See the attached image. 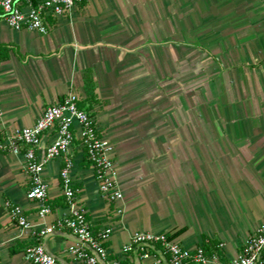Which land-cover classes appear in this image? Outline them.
I'll return each mask as SVG.
<instances>
[{
    "label": "crops",
    "instance_id": "obj_1",
    "mask_svg": "<svg viewBox=\"0 0 264 264\" xmlns=\"http://www.w3.org/2000/svg\"><path fill=\"white\" fill-rule=\"evenodd\" d=\"M70 92L85 105L91 97L90 113L113 147L120 216L99 192L75 124L77 204L95 224L112 226L110 255L121 256L137 231H179L183 247L209 248L206 264L241 253L264 221V0H86L46 35L14 30L0 14V141ZM61 168L59 158L45 166L52 210L40 219L39 203L26 197L23 152H0V264H29V234L6 203L38 227L67 213ZM55 232L47 250L76 264L74 237ZM126 261L156 264L137 254Z\"/></svg>",
    "mask_w": 264,
    "mask_h": 264
},
{
    "label": "built area",
    "instance_id": "obj_2",
    "mask_svg": "<svg viewBox=\"0 0 264 264\" xmlns=\"http://www.w3.org/2000/svg\"><path fill=\"white\" fill-rule=\"evenodd\" d=\"M86 0H0V14L14 30H29L41 35L48 34L54 22L62 16H70L73 9ZM79 97L70 92L57 104L46 107L30 128L11 132L0 141V152L8 151L24 156V170L30 179L26 193L28 200L39 203L38 217L43 219L51 213L48 203V184L43 179L46 164L61 159L60 179L67 213L52 225L36 226L18 205L6 203L11 218L23 231L28 241L23 248L24 259L29 264H63L45 246V239L56 230L65 231L76 238L68 254L76 264L127 263L131 254L141 258L153 257L156 264H206L209 260L202 246L187 249L169 238L165 233L137 231L122 248L121 256H110L107 243L113 233L108 224H95L87 212L77 204L78 189L70 175L74 166L71 149L76 138L75 124L79 125L80 144L87 161L95 171L102 198L114 207L115 214L123 212L120 190L111 156L112 145L99 132L94 117L79 108ZM50 134L48 144L40 149L42 137ZM128 264V263H127ZM218 264H264V221L249 235L241 253L230 261Z\"/></svg>",
    "mask_w": 264,
    "mask_h": 264
},
{
    "label": "trees",
    "instance_id": "obj_3",
    "mask_svg": "<svg viewBox=\"0 0 264 264\" xmlns=\"http://www.w3.org/2000/svg\"><path fill=\"white\" fill-rule=\"evenodd\" d=\"M3 48H6V47H2V48H1V51L3 52V53L1 54V57H2L3 59H5V58L7 57V53H6V51H7L8 49L6 48L7 50H5V49H3ZM90 98H91V97H89L88 100L86 101L87 105H85L84 102H79V103H78L79 108L82 109V110H85V111L88 112V113H90V110H91V108H92V106H93V102H92V100H91ZM90 115H93V114L90 113ZM85 158H86V156H85ZM177 233H179V231L176 232V233H174V234H172V235H170V233H165V234L168 235L170 239L174 240V237L176 236ZM201 246L203 247V249H204V251H205V254H206L207 252H209V248H208L207 246H205V245H201ZM110 256H111V255H110ZM120 264H127V263H126L125 261H121Z\"/></svg>",
    "mask_w": 264,
    "mask_h": 264
},
{
    "label": "water",
    "instance_id": "obj_4",
    "mask_svg": "<svg viewBox=\"0 0 264 264\" xmlns=\"http://www.w3.org/2000/svg\"><path fill=\"white\" fill-rule=\"evenodd\" d=\"M53 234H60V233H57V232H55V233H53ZM74 239L76 240V238L74 237Z\"/></svg>",
    "mask_w": 264,
    "mask_h": 264
}]
</instances>
